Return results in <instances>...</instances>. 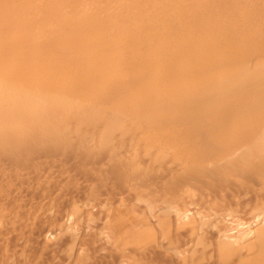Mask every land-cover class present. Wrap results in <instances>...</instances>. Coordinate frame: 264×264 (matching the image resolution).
Masks as SVG:
<instances>
[{
	"label": "bare ground",
	"instance_id": "1",
	"mask_svg": "<svg viewBox=\"0 0 264 264\" xmlns=\"http://www.w3.org/2000/svg\"><path fill=\"white\" fill-rule=\"evenodd\" d=\"M0 264H264V0H0Z\"/></svg>",
	"mask_w": 264,
	"mask_h": 264
}]
</instances>
